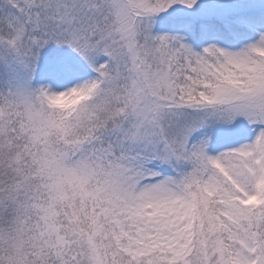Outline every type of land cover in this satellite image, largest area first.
<instances>
[{
  "label": "snow or ice",
  "instance_id": "1",
  "mask_svg": "<svg viewBox=\"0 0 264 264\" xmlns=\"http://www.w3.org/2000/svg\"><path fill=\"white\" fill-rule=\"evenodd\" d=\"M0 264H264V0H0Z\"/></svg>",
  "mask_w": 264,
  "mask_h": 264
}]
</instances>
